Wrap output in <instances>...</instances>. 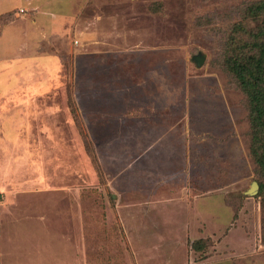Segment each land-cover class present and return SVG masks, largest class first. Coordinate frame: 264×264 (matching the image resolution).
<instances>
[{"label": "rangeland", "instance_id": "rangeland-1", "mask_svg": "<svg viewBox=\"0 0 264 264\" xmlns=\"http://www.w3.org/2000/svg\"><path fill=\"white\" fill-rule=\"evenodd\" d=\"M257 1L89 0L86 61L66 56L37 111L1 107L0 264H264L247 99L224 66L234 25L238 45L263 25L243 18Z\"/></svg>", "mask_w": 264, "mask_h": 264}, {"label": "crops", "instance_id": "crops-1", "mask_svg": "<svg viewBox=\"0 0 264 264\" xmlns=\"http://www.w3.org/2000/svg\"><path fill=\"white\" fill-rule=\"evenodd\" d=\"M88 3L89 0H0V118L3 124L15 125L9 122L10 114L2 109L5 103L9 109L20 99L23 102L19 107L23 111H37L39 99L50 98L58 89L54 87L66 56L73 65L83 57L84 52L74 51L77 48L74 44H78L83 33L79 25L86 21L80 15ZM96 7L102 9L103 2H98ZM99 14L104 15L98 11L92 19L101 20ZM84 27L85 32L88 28ZM81 59V62L85 60ZM32 117L40 119V115L33 113Z\"/></svg>", "mask_w": 264, "mask_h": 264}, {"label": "trees", "instance_id": "trees-1", "mask_svg": "<svg viewBox=\"0 0 264 264\" xmlns=\"http://www.w3.org/2000/svg\"><path fill=\"white\" fill-rule=\"evenodd\" d=\"M264 15V0L252 3L244 10L243 18L255 19ZM236 23L226 41L225 69L233 76L247 99L250 124L249 155L263 180L264 190V21L263 25L238 45ZM239 34H242L240 31Z\"/></svg>", "mask_w": 264, "mask_h": 264}, {"label": "water", "instance_id": "water-1", "mask_svg": "<svg viewBox=\"0 0 264 264\" xmlns=\"http://www.w3.org/2000/svg\"><path fill=\"white\" fill-rule=\"evenodd\" d=\"M192 61L195 63V65L197 67H200L202 64H203V61H204V56H202L200 53H198L197 55H194L192 57ZM257 184L254 183L253 186H252V189L250 191V193H254L257 191Z\"/></svg>", "mask_w": 264, "mask_h": 264}]
</instances>
